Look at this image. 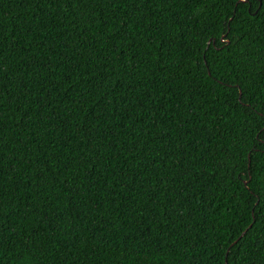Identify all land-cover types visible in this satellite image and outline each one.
Returning a JSON list of instances; mask_svg holds the SVG:
<instances>
[{"label":"trees","instance_id":"1","mask_svg":"<svg viewBox=\"0 0 264 264\" xmlns=\"http://www.w3.org/2000/svg\"><path fill=\"white\" fill-rule=\"evenodd\" d=\"M239 13L0 0V264H264V8Z\"/></svg>","mask_w":264,"mask_h":264},{"label":"snow or ice","instance_id":"2","mask_svg":"<svg viewBox=\"0 0 264 264\" xmlns=\"http://www.w3.org/2000/svg\"><path fill=\"white\" fill-rule=\"evenodd\" d=\"M230 3L233 5L235 9L238 10V14L232 17V19L240 20L241 23H243V20L241 19L242 13H239L240 9L247 11L250 6H258L259 8H264V0H230ZM226 30H230V28L226 27ZM260 143L264 144V139H261ZM228 163L229 162L226 160L224 167L227 168ZM261 211L264 212V208H261Z\"/></svg>","mask_w":264,"mask_h":264},{"label":"water","instance_id":"3","mask_svg":"<svg viewBox=\"0 0 264 264\" xmlns=\"http://www.w3.org/2000/svg\"><path fill=\"white\" fill-rule=\"evenodd\" d=\"M246 182V181H245Z\"/></svg>","mask_w":264,"mask_h":264}]
</instances>
